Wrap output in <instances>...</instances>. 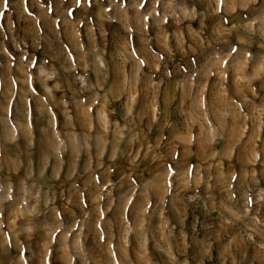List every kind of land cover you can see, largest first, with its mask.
<instances>
[{
	"label": "rangeland",
	"instance_id": "rangeland-1",
	"mask_svg": "<svg viewBox=\"0 0 264 264\" xmlns=\"http://www.w3.org/2000/svg\"><path fill=\"white\" fill-rule=\"evenodd\" d=\"M0 264H264V0H0Z\"/></svg>",
	"mask_w": 264,
	"mask_h": 264
}]
</instances>
